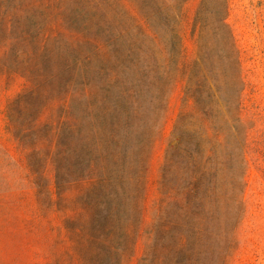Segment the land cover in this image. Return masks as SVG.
Returning a JSON list of instances; mask_svg holds the SVG:
<instances>
[{
    "label": "rangeland",
    "instance_id": "rangeland-1",
    "mask_svg": "<svg viewBox=\"0 0 264 264\" xmlns=\"http://www.w3.org/2000/svg\"><path fill=\"white\" fill-rule=\"evenodd\" d=\"M130 3L121 0L119 6L125 12ZM230 4L228 22L242 50L248 83L244 119L251 135L250 171L243 203L237 208L233 174L224 164L223 148L217 146L205 172L210 215L195 221L170 205L173 197L164 186L172 184V175H166L171 159L167 151L186 110L181 87L154 133V145H148L147 128L139 129L144 169L132 176L133 198L126 208L112 211L111 197L96 180L74 181L54 190L47 129L32 132L13 101L30 90L29 70L36 59L40 65L45 62L42 77L55 71L57 36L68 26L49 11L37 13L36 0H0V264H264V0ZM199 6L200 0L190 2L184 23L189 61L198 53L191 34ZM148 11L149 25L168 33L170 19L153 2ZM38 29L44 31L42 41ZM44 40L49 51L41 55ZM10 46L17 55L8 53ZM59 83L64 87L65 79ZM10 116L15 123L11 127ZM48 118L49 114L42 124ZM193 123L207 137L209 122ZM188 168L184 161L177 175L183 187L192 177Z\"/></svg>",
    "mask_w": 264,
    "mask_h": 264
},
{
    "label": "trees",
    "instance_id": "trees-1",
    "mask_svg": "<svg viewBox=\"0 0 264 264\" xmlns=\"http://www.w3.org/2000/svg\"><path fill=\"white\" fill-rule=\"evenodd\" d=\"M120 1L36 0L37 13L49 11L63 18L68 28L57 36L55 71L42 77L45 62L34 60L29 70L32 86L17 95L13 105L21 109L32 132L47 129L54 190L74 181L96 180L111 197L112 211L126 208L133 198L132 176L144 169L139 129L147 128L148 145H154V133L181 87L186 110L167 151L171 159L166 175H172V184L164 186L173 197L170 205L195 221L210 215L205 172L218 146L233 174L234 204L240 208L250 171L251 135L244 119L248 83L242 50L228 22L230 0H200L191 34L198 53L192 61L184 28L192 0H130L125 12ZM151 2L170 19L168 33L149 25ZM43 32L36 31L38 40ZM47 41L39 48L41 55L49 51ZM8 53L17 55L13 46ZM10 119L11 127L15 123ZM195 119L209 122L207 137L195 127ZM184 161L192 173L187 187L177 180Z\"/></svg>",
    "mask_w": 264,
    "mask_h": 264
}]
</instances>
